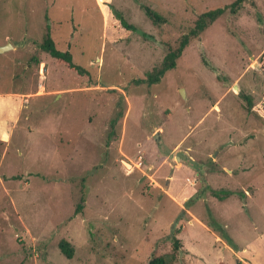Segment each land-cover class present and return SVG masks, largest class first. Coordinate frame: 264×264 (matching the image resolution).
Segmentation results:
<instances>
[{
    "label": "rangeland",
    "instance_id": "374dc122",
    "mask_svg": "<svg viewBox=\"0 0 264 264\" xmlns=\"http://www.w3.org/2000/svg\"><path fill=\"white\" fill-rule=\"evenodd\" d=\"M232 1L0 0V264H264V118L243 98L264 90V0L134 82ZM47 27L87 74L40 48Z\"/></svg>",
    "mask_w": 264,
    "mask_h": 264
},
{
    "label": "trees",
    "instance_id": "16d2710c",
    "mask_svg": "<svg viewBox=\"0 0 264 264\" xmlns=\"http://www.w3.org/2000/svg\"><path fill=\"white\" fill-rule=\"evenodd\" d=\"M245 0H234L230 4L226 5L225 7H216L210 8L203 12H201L197 18L194 20L192 26L184 33H182L175 46L169 45L165 55L163 56L161 62L154 66L150 71L147 72L146 77L135 79V83H146L148 85L157 83L161 80L167 70L173 69L176 67V61L181 56L182 52L186 48V46L194 39H197L202 34L203 30L210 25L217 17H219L224 11L229 9L231 13H235L241 4ZM145 13L147 17L153 23H164L165 18L156 12L154 9L146 6L144 7ZM40 48L48 53L56 63L60 65H64L69 70L75 71L80 75L87 74V71L76 64L73 61L72 54L68 51H62L55 46V43L50 35L49 27H47L46 34L44 35L42 41L40 42ZM258 65L259 69L262 70L264 75V49L258 56ZM87 86H92L91 82H89ZM264 87V84H263ZM243 98L246 102L247 109L253 111L257 116L264 118V90L262 94L261 100L254 104L251 98L247 95H243ZM118 116H121V112L118 113ZM221 191L228 195L229 191H224L222 189L213 190L212 193L214 196H219ZM81 207V204H78V209ZM77 211V210H76ZM60 251L69 259L72 257L73 254V247L67 240H61L58 243ZM173 250L175 251L178 247V241L175 240L173 244ZM146 264H169L162 255H156L149 258Z\"/></svg>",
    "mask_w": 264,
    "mask_h": 264
},
{
    "label": "built area",
    "instance_id": "2783aa9c",
    "mask_svg": "<svg viewBox=\"0 0 264 264\" xmlns=\"http://www.w3.org/2000/svg\"><path fill=\"white\" fill-rule=\"evenodd\" d=\"M41 84H39V88H40ZM43 86V85H42ZM142 164V154L139 152L138 156H137V162L135 163V165L137 167H139Z\"/></svg>",
    "mask_w": 264,
    "mask_h": 264
},
{
    "label": "water",
    "instance_id": "95a60500",
    "mask_svg": "<svg viewBox=\"0 0 264 264\" xmlns=\"http://www.w3.org/2000/svg\"><path fill=\"white\" fill-rule=\"evenodd\" d=\"M9 45H10V44H9ZM9 45L1 46V47H0V51H4V50H6V49L8 48ZM255 67H257V68L259 67L258 63L255 64Z\"/></svg>",
    "mask_w": 264,
    "mask_h": 264
}]
</instances>
